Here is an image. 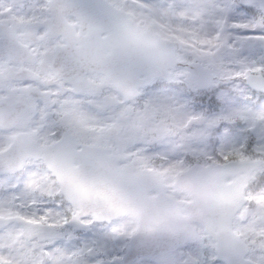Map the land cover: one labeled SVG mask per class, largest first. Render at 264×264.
Listing matches in <instances>:
<instances>
[{
  "label": "snow or ice",
  "instance_id": "1",
  "mask_svg": "<svg viewBox=\"0 0 264 264\" xmlns=\"http://www.w3.org/2000/svg\"><path fill=\"white\" fill-rule=\"evenodd\" d=\"M0 264H264V0H0Z\"/></svg>",
  "mask_w": 264,
  "mask_h": 264
}]
</instances>
